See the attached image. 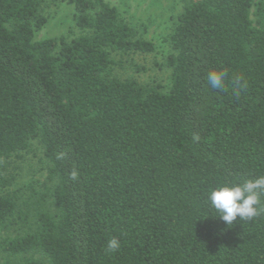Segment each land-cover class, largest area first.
<instances>
[{"label": "trees", "instance_id": "obj_1", "mask_svg": "<svg viewBox=\"0 0 264 264\" xmlns=\"http://www.w3.org/2000/svg\"><path fill=\"white\" fill-rule=\"evenodd\" d=\"M65 1L83 34L35 41L39 1L0 0V189L31 142L48 163L43 190L0 193V264H264V211L228 225L208 200L264 177V0L188 2L166 93L113 76L154 50L114 7Z\"/></svg>", "mask_w": 264, "mask_h": 264}, {"label": "rangeland", "instance_id": "obj_2", "mask_svg": "<svg viewBox=\"0 0 264 264\" xmlns=\"http://www.w3.org/2000/svg\"><path fill=\"white\" fill-rule=\"evenodd\" d=\"M45 25L34 32V40L77 38L83 32L74 21V7L65 0H38ZM192 0H106L114 7L121 19L130 26L139 39L150 42L149 54H112L113 76L121 81H133L145 87L156 88L162 93L169 90L171 70L165 61L172 53L168 36L182 12ZM48 163L36 141L26 151L8 161L3 173L5 184L0 193H9L23 199L30 189L43 190L48 186Z\"/></svg>", "mask_w": 264, "mask_h": 264}, {"label": "clouds", "instance_id": "obj_3", "mask_svg": "<svg viewBox=\"0 0 264 264\" xmlns=\"http://www.w3.org/2000/svg\"><path fill=\"white\" fill-rule=\"evenodd\" d=\"M226 72L210 71L207 81L213 89H221L224 86ZM237 83L240 79L237 78ZM198 139V137H194ZM73 173V178H75ZM264 192V177L256 180H248L244 183L225 185L212 190L208 194L211 206L219 213V217L230 225L237 220L251 219L257 216L264 208L261 207L260 194ZM108 250L114 251L119 247V241L112 238L108 241Z\"/></svg>", "mask_w": 264, "mask_h": 264}]
</instances>
